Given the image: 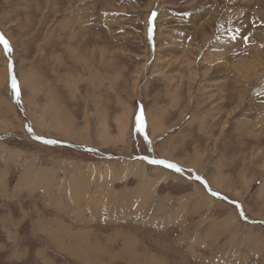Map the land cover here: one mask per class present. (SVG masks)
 <instances>
[{
	"label": "rangeland",
	"instance_id": "1",
	"mask_svg": "<svg viewBox=\"0 0 264 264\" xmlns=\"http://www.w3.org/2000/svg\"><path fill=\"white\" fill-rule=\"evenodd\" d=\"M0 34V226L47 253L0 264H264V0H0Z\"/></svg>",
	"mask_w": 264,
	"mask_h": 264
},
{
	"label": "crops",
	"instance_id": "2",
	"mask_svg": "<svg viewBox=\"0 0 264 264\" xmlns=\"http://www.w3.org/2000/svg\"><path fill=\"white\" fill-rule=\"evenodd\" d=\"M18 226L21 228H17V230H18L17 236L18 237L14 238L17 243L16 242L13 243L9 240V236H10L9 234L10 233H8L7 230H9L10 227L8 225L6 227L0 226V258H8L10 260L15 258L14 263H16L17 261L24 260V258L27 257V254L29 252H33L35 254L39 253L40 255H41V252L46 253V249L38 241H36L37 242L36 245L34 244L35 240H33L31 238L28 239L31 241L30 243L26 242L27 240L22 241L20 239V236H21V232L22 233L24 232L23 227H22L23 224L20 223ZM32 244H34L35 246H33ZM18 254H20V255H18ZM46 255H47V253H46Z\"/></svg>",
	"mask_w": 264,
	"mask_h": 264
},
{
	"label": "bare ground",
	"instance_id": "3",
	"mask_svg": "<svg viewBox=\"0 0 264 264\" xmlns=\"http://www.w3.org/2000/svg\"><path fill=\"white\" fill-rule=\"evenodd\" d=\"M157 1V0H156ZM241 1H245V0H241ZM254 1V0H253ZM194 2V1H193ZM199 2V1H198ZM198 2H196V3H198ZM152 3V2H151ZM157 4V3H156ZM195 4V3H194ZM53 5V4H52ZM57 5V4H56ZM263 5V4H262ZM107 12V11H106ZM207 24H209L208 22H207ZM59 25V24H58ZM194 25V24H193ZM64 26V25H63ZM56 27V26H55ZM111 27V26H110ZM196 27V26H195ZM202 27L203 26H201V29H202ZM57 28V27H56ZM204 28V27H203ZM6 31H8V29L5 27L4 28ZM62 29V28H61ZM4 30V31H5ZM54 30V29H53ZM52 31V30H51ZM55 31V30H54ZM205 31V30H204ZM73 34V33H72ZM255 34V33H254ZM9 35V34H8ZM257 35V34H256ZM10 37V36H9ZM66 38V37H65ZM64 38V39H65ZM72 38V37H71ZM72 40V39H71ZM79 40V39H78ZM10 41L12 42L13 40H12V38L10 37ZM81 42V41H80ZM69 43H70V41H69ZM72 43V42H71ZM73 43H75L74 41H73ZM10 44V43H9ZM12 44H14L13 42H12ZM66 44V43H65ZM81 44V43H80ZM262 45V44H261ZM72 46V45H71ZM79 46V45H78ZM83 47V46H82ZM69 48V47H68ZM190 50V49H189ZM194 50V49H193ZM188 51V50H187ZM186 51V52H187ZM71 52V51H70ZM190 52H192V50H190L189 51V53ZM78 53V52H77ZM193 53V52H192ZM83 55V54H82ZM81 56V55H80ZM86 57V56H85ZM250 58V57H249ZM251 59V58H250ZM187 60V59H186ZM252 60H253V56H252ZM239 62V61H238ZM243 63H244V61H243ZM248 63V62H247ZM236 64H237V61H236ZM239 64V63H238ZM249 64V63H248ZM241 65V64H240ZM244 67H245V64L243 65ZM254 66H255V70H256V73H257V68H258V66L256 65V61L255 60H253L252 61V67H251V70L252 69H254ZM242 67V66H241ZM240 67V68H241ZM243 68V67H242ZM249 68V67H248ZM6 69V66H5V64H4V66H3V70H2V72H1V76L3 77V80L4 81H6L5 80V78H6V73H5V70ZM238 69V68H237ZM247 69V68H246ZM242 71V70H241ZM248 71V70H247ZM243 72H244V70H243ZM18 73H19V78H20V84L21 85H23V84H27V85H30L32 82H33V76L32 75H28L27 74V76H24L23 74H22V72H21V70H20V67H19V69H18ZM245 73H247V74H249V72H245ZM255 73V74H256ZM6 74V75H5ZM244 74V73H243ZM242 75V74H241ZM240 75V76H241ZM0 76V77H1ZM245 76H247V75H245ZM241 78H242V76H241ZM246 79H247V77H246ZM36 81V80H35ZM33 88V87H32ZM36 89V88H35ZM33 94V93H32ZM158 114L160 115V113L158 112ZM123 114L119 117V119H118V122H119V125L121 126V128L123 127V128H125L126 129V127H127V125H129V122L127 121V119H129L128 118V115H127V117H126V115H125V120H124V118H123ZM158 118H159V116L157 115V113L155 112V113H151L150 112V109H148L147 110V112H146V120H149V124H150V127H151V129L153 128L154 129V132H165L166 131V129L165 130H162L161 129V124H160V119L158 120ZM124 120V121H123ZM225 120V119H224ZM123 123V124H122ZM64 126V125H63ZM126 126V127H125ZM128 129V128H127ZM242 129H244V126L242 125ZM246 129H247V127H246ZM250 129V128H249ZM248 130V129H247ZM255 130V129H254ZM239 131V130H238ZM252 131V130H251ZM250 131V132H251ZM253 132V131H252ZM162 133V134H163ZM249 134H251V133H249ZM254 134H255V132H254ZM248 135V134H247ZM149 144V143H148ZM46 184V183H45ZM80 189V188H79ZM104 198V197H103ZM95 201V200H94ZM92 204V203H91ZM103 205V204H102ZM106 205V204H105ZM104 205V206H105ZM67 237V236H66ZM83 246V245H82ZM77 249V248H76ZM87 256V255H86ZM151 259V261H149L148 262V264H158L157 262H154V261H152V258H150Z\"/></svg>",
	"mask_w": 264,
	"mask_h": 264
},
{
	"label": "snow or ice",
	"instance_id": "4",
	"mask_svg": "<svg viewBox=\"0 0 264 264\" xmlns=\"http://www.w3.org/2000/svg\"><path fill=\"white\" fill-rule=\"evenodd\" d=\"M154 16H155V13L152 14V17H154ZM152 17H150V19H149L150 25H151ZM151 35H152V28L150 26L149 27V39H151ZM0 44H3L4 51H5L6 55L11 53L12 49H11V47L9 45V42L4 38V36L2 34H0ZM11 85H12L13 93L15 94V96L17 98V101H19L20 92H19V89H18L17 81H16V79L14 77L12 78ZM136 121H137V125H136L137 126V131L140 132V133H143L144 132V122H143L142 111H141V114L137 116ZM31 131L32 130L29 128V132H31ZM37 138L39 139V137H37ZM45 143H56V141H45ZM151 163L160 164V165H163V166H165L167 168L174 169L175 171H180V169L175 164L167 163L164 160H152ZM213 195H218V194L217 193H213Z\"/></svg>",
	"mask_w": 264,
	"mask_h": 264
}]
</instances>
